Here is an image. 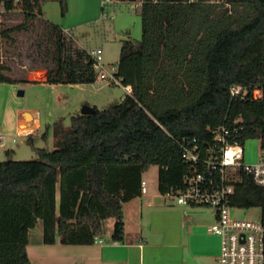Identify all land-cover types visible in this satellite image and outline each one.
<instances>
[{"label": "trees", "instance_id": "16d2710c", "mask_svg": "<svg viewBox=\"0 0 264 264\" xmlns=\"http://www.w3.org/2000/svg\"><path fill=\"white\" fill-rule=\"evenodd\" d=\"M56 1L64 14L66 1ZM0 2L23 17L0 22L1 83L29 82L26 71L9 75L5 61L4 43L14 46L19 32L35 34L26 70L45 69L46 83L96 80L88 50L41 17L43 0ZM139 16L141 37L121 41L116 63L132 89L126 104L91 105L92 113L72 114L68 126L57 118L48 125L51 150L0 160V264H33L26 246L38 221L45 244H92L107 218L114 219L110 241H122L123 204L141 194L149 166L158 167L161 194L182 185L185 138L211 143L210 128L237 119L239 142L264 141V0H144ZM232 84L243 97L231 96ZM231 205L259 207L264 224V186L249 174L236 181Z\"/></svg>", "mask_w": 264, "mask_h": 264}, {"label": "crops", "instance_id": "0c3cea01", "mask_svg": "<svg viewBox=\"0 0 264 264\" xmlns=\"http://www.w3.org/2000/svg\"><path fill=\"white\" fill-rule=\"evenodd\" d=\"M48 1L50 0H43L41 3V17L58 24L73 38L71 31L86 30L103 19L101 0H65L67 7L64 14H61L60 5H48ZM35 71L39 72V77L35 78ZM26 78L29 82L0 83V88L7 90V99L14 98L10 120L16 130L22 125H27L38 129V135L35 136L42 137L40 112L38 109L30 110L25 104L27 93L36 86L52 89L59 85L74 84L46 83V70L43 68L26 70ZM262 98L264 104L263 91ZM25 112L30 113V119L25 118ZM45 123L49 125L50 122ZM21 136L28 138L32 143L34 135H18ZM13 151L14 149L9 148L6 153L10 154ZM141 194L125 202L140 200L142 207L138 214V223L130 225L127 224L129 220L123 210L124 239L122 241L107 242L102 236L101 242L92 244L59 242L45 244L42 242V231L31 240V230L34 227L29 230L26 246L30 261L33 264H77L79 261L85 264H215L219 255L220 240L217 235L206 230V225L214 221L213 213L209 216L193 209H176L170 207L172 205H167L165 201L163 203L156 201V208H150L152 205L150 200L147 199L146 204L143 205ZM145 214L148 216L147 227L142 224L145 221Z\"/></svg>", "mask_w": 264, "mask_h": 264}, {"label": "rangeland", "instance_id": "374dc122", "mask_svg": "<svg viewBox=\"0 0 264 264\" xmlns=\"http://www.w3.org/2000/svg\"><path fill=\"white\" fill-rule=\"evenodd\" d=\"M47 1V0H46ZM48 5L58 6L56 0L48 1ZM113 17L102 19L98 24L87 28L86 30H73L74 41L77 45L88 49L101 47L102 58L106 63L116 64L119 58L121 41L130 37L133 41H138L141 37L140 16L139 11L132 9L131 3H122L112 11ZM4 17V16H3ZM5 25L18 24L22 19L20 12H10L7 17L3 18ZM40 31V29H37ZM27 32H19L16 34L17 42L14 46L4 43V47H8L6 64L10 67L9 75L20 76L23 71L31 66L30 57L27 55L32 45V37ZM20 54V56H19ZM39 72L35 71L34 76L39 77ZM1 83V82H0ZM3 87V86H1ZM124 90L120 86H109L102 81L96 80L92 83H79L74 85H59L52 89L49 87H33L27 93L25 104L31 109H38L40 112L41 132L45 136H32L33 141L30 143L26 137L15 136V141L9 140L4 146L0 147V160H28L38 157L37 148L51 150L53 148V137L51 128L45 123H52L57 118L63 119V124H70V116L80 112L82 105H96L98 108H104L112 102L120 101L124 95ZM264 94V89H263ZM16 99L17 97L14 96ZM0 135H15L16 127L10 120L11 107L15 103L14 98L7 99V90L0 88ZM24 97H22L23 99ZM24 99V100H25ZM50 115L49 117H47ZM46 120V121H45ZM48 123V124H50ZM31 137V136H30ZM12 148L14 151L7 154V149ZM243 162L252 163L264 159V141L256 138L247 139L243 144ZM158 167L151 165L142 173V179L146 182V191L141 194L143 205L147 199L152 204L150 208H156V201L159 203L167 202V205L176 209H193L195 211L204 212L211 215L212 209L206 206H196L191 208L188 205L177 204L171 196H165L158 190ZM170 202V203H169ZM141 201L134 200L125 203L124 213L128 217L127 224L138 223V214L141 208ZM148 208V209H150ZM145 209V208H144ZM230 214L238 218H246L250 220L260 219L259 207L230 209ZM114 223L113 218H107L104 222L105 241L109 242ZM148 216L145 214V224L147 227ZM210 223V222H209ZM207 226V225H206ZM42 231L41 221L34 229L31 230L30 238L34 239L37 234ZM77 264H85L78 262Z\"/></svg>", "mask_w": 264, "mask_h": 264}, {"label": "built area", "instance_id": "2783aa9c", "mask_svg": "<svg viewBox=\"0 0 264 264\" xmlns=\"http://www.w3.org/2000/svg\"><path fill=\"white\" fill-rule=\"evenodd\" d=\"M144 0H101V18L113 17L112 11L122 3H131L132 9L139 11ZM16 11L7 9L0 2V22L4 14ZM93 58L92 68L96 80L109 86H120L124 95L120 101L126 104L125 97L131 96L132 89L117 75L116 64L106 63L102 58V49H88ZM95 80V81H96ZM231 96H244L239 84L229 87ZM238 120L232 127L226 123L210 128L212 142L201 144L196 137L185 138L180 143V156L186 165L182 175V185L170 189L165 196L174 198L177 204L188 206H206L212 209L214 221L206 226L209 233L219 237V255L215 264H264V224L261 220L238 218L230 214L231 196L236 181L242 173L249 174L254 184L264 186V159L252 163L243 162V144L236 139ZM38 129L22 125L15 135H0V147L15 136L38 135ZM141 193L146 191V182H140ZM95 237L94 242H101Z\"/></svg>", "mask_w": 264, "mask_h": 264}, {"label": "water", "instance_id": "95a60500", "mask_svg": "<svg viewBox=\"0 0 264 264\" xmlns=\"http://www.w3.org/2000/svg\"><path fill=\"white\" fill-rule=\"evenodd\" d=\"M94 111V108L88 104H84L82 105L81 109H80V113L81 114H90ZM25 118L26 119H30L31 118V115L29 112H25L24 114Z\"/></svg>", "mask_w": 264, "mask_h": 264}]
</instances>
